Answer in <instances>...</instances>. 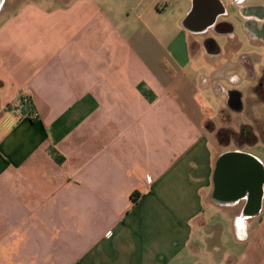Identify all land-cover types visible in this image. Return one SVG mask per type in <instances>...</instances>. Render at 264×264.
<instances>
[{
  "label": "crops",
  "instance_id": "0c3cea01",
  "mask_svg": "<svg viewBox=\"0 0 264 264\" xmlns=\"http://www.w3.org/2000/svg\"><path fill=\"white\" fill-rule=\"evenodd\" d=\"M243 1L29 0L0 10V264H264V182L260 200L249 189L217 196L226 156L264 167L246 149L260 141L233 147L216 135L223 110L247 106L228 99L218 124L199 100L207 76L187 68L220 55L206 35L237 40L222 19L231 12L264 45V5ZM247 67L259 82L263 61Z\"/></svg>",
  "mask_w": 264,
  "mask_h": 264
},
{
  "label": "rangeland",
  "instance_id": "374dc122",
  "mask_svg": "<svg viewBox=\"0 0 264 264\" xmlns=\"http://www.w3.org/2000/svg\"><path fill=\"white\" fill-rule=\"evenodd\" d=\"M27 1L29 0H2L0 10L12 9L14 6H19ZM51 1L52 5L57 6L68 0ZM243 3L246 5H264V0H245ZM240 16V14L231 12L228 16L222 18L223 20L231 21L236 25V34L238 35L237 40L232 39L226 41V38L223 35L214 32L210 33V35H206L214 38L215 41H218V46L221 48L220 55H215L210 58L207 56L200 57L198 58V61L195 60L194 62H191L187 68L195 69L197 67L196 70H198V72L207 76V84H200V81H198L200 89L199 100L204 102V104H209V107L212 109L210 115L218 122V124L221 123L219 116L220 109L228 105V99L231 98L234 102H237L239 99L241 102L245 103L247 108L244 112L234 113L235 117H233V112L226 110L225 114L228 116L221 114V118H223L226 127L232 128L236 131H239L241 128V126H239L241 118L243 122H247L246 124L252 122L250 125L253 126V130L258 136V141H260V143L246 147V149L263 156L264 100L258 98V96L252 98L254 97L252 86L255 85V83L259 84V82L251 78L249 75L250 69L247 67V64L253 62L257 66V69H260L261 60L264 63V45L253 44L252 41L247 38L246 29L244 28V25H242V19ZM199 39L204 41L205 36L200 35ZM258 55H260V57ZM215 81L220 83V93L214 90ZM234 126L237 128L239 126V130L235 129ZM230 143L232 144L231 146H233V144L237 145L234 140H231Z\"/></svg>",
  "mask_w": 264,
  "mask_h": 264
},
{
  "label": "water",
  "instance_id": "95a60500",
  "mask_svg": "<svg viewBox=\"0 0 264 264\" xmlns=\"http://www.w3.org/2000/svg\"><path fill=\"white\" fill-rule=\"evenodd\" d=\"M2 0H0L1 4ZM215 20L213 17L208 25ZM244 154L226 156L219 164L217 172V196L219 198L235 200L248 189L251 199L260 200L264 182V167L254 157L253 160Z\"/></svg>",
  "mask_w": 264,
  "mask_h": 264
},
{
  "label": "trees",
  "instance_id": "16d2710c",
  "mask_svg": "<svg viewBox=\"0 0 264 264\" xmlns=\"http://www.w3.org/2000/svg\"><path fill=\"white\" fill-rule=\"evenodd\" d=\"M206 44H207L209 52H212V53L218 52L217 49L216 50L213 49L215 47L217 48V45H216L215 40L213 38H208L206 40ZM0 85H1V81H0ZM263 85H264V73H263L262 78L259 81L258 86L255 88V90L258 94V98H262V100H264V91L260 92V93L258 91H259V88ZM139 88L149 99H152V96H151L149 90L144 85H142V84L139 85ZM229 106L233 110H241L242 102L239 99L237 100V102H234L230 98L229 99ZM225 113H226V110H223L221 114L228 116ZM216 135H217V138L221 144H229L231 140H234L236 142V144L239 146H243L245 144L252 145V144H255L258 142V136L254 132L253 126L250 124H243L239 131H236V130H234L232 128H228V127H221L217 130ZM53 153L56 155V157L58 159L62 158V156L59 155L56 151L53 150ZM137 198H138L137 195L133 194L132 200L134 202L137 201Z\"/></svg>",
  "mask_w": 264,
  "mask_h": 264
},
{
  "label": "flooded vegetation",
  "instance_id": "af4514ba",
  "mask_svg": "<svg viewBox=\"0 0 264 264\" xmlns=\"http://www.w3.org/2000/svg\"><path fill=\"white\" fill-rule=\"evenodd\" d=\"M252 205H253V202H252Z\"/></svg>",
  "mask_w": 264,
  "mask_h": 264
}]
</instances>
